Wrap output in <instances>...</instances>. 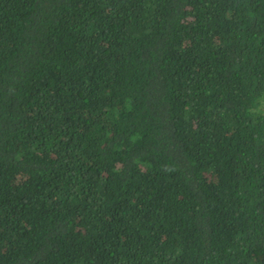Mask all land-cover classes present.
<instances>
[{"label":"trees","instance_id":"1","mask_svg":"<svg viewBox=\"0 0 264 264\" xmlns=\"http://www.w3.org/2000/svg\"><path fill=\"white\" fill-rule=\"evenodd\" d=\"M0 264H264V0H0Z\"/></svg>","mask_w":264,"mask_h":264}]
</instances>
